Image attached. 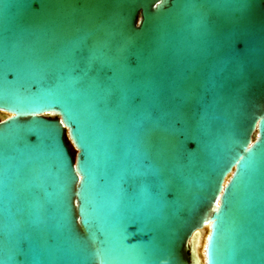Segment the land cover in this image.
<instances>
[{
	"label": "water",
	"instance_id": "95a60500",
	"mask_svg": "<svg viewBox=\"0 0 264 264\" xmlns=\"http://www.w3.org/2000/svg\"><path fill=\"white\" fill-rule=\"evenodd\" d=\"M0 264H264V0H0Z\"/></svg>",
	"mask_w": 264,
	"mask_h": 264
},
{
	"label": "rangeland",
	"instance_id": "374dc122",
	"mask_svg": "<svg viewBox=\"0 0 264 264\" xmlns=\"http://www.w3.org/2000/svg\"><path fill=\"white\" fill-rule=\"evenodd\" d=\"M202 252L200 251V254H201Z\"/></svg>",
	"mask_w": 264,
	"mask_h": 264
}]
</instances>
